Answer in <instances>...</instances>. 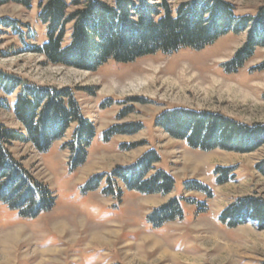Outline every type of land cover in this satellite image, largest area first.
Here are the masks:
<instances>
[{
    "label": "rangeland",
    "instance_id": "1",
    "mask_svg": "<svg viewBox=\"0 0 264 264\" xmlns=\"http://www.w3.org/2000/svg\"><path fill=\"white\" fill-rule=\"evenodd\" d=\"M39 1L31 0L29 7L0 5V70L38 85L71 89L95 134L84 164L75 170L63 148L74 124L46 152L12 143L13 156L47 186L55 201L35 217H23L0 202V264H264V222L247 219L229 226L220 217L241 198L264 200V171L258 168L264 163V143L249 152H205L155 125L158 114L178 107L264 125V68L259 67L264 48H256L236 72H226L223 64L244 43L247 30L229 32L199 50L155 52L128 63L108 60L93 71L56 65L33 48L47 40L46 26L37 18ZM184 1L171 3L176 8ZM227 1L236 16L254 17L264 6V0ZM69 29L70 24L64 44ZM143 76L142 89L130 87ZM120 84L129 86L107 88ZM16 92L6 95L0 89V99L8 103L0 105V121L12 128L21 127L13 112ZM112 126L133 130L106 141L103 133ZM149 149L160 156L156 169L174 179L170 193L142 194L119 180L112 192L106 177L97 188L87 187L92 175L129 165ZM223 169L227 180L218 183ZM194 181L209 191L190 190ZM170 198L178 199L182 216L158 226L148 223L147 215ZM13 231L21 232V240L6 245L3 240Z\"/></svg>",
    "mask_w": 264,
    "mask_h": 264
},
{
    "label": "trees",
    "instance_id": "2",
    "mask_svg": "<svg viewBox=\"0 0 264 264\" xmlns=\"http://www.w3.org/2000/svg\"><path fill=\"white\" fill-rule=\"evenodd\" d=\"M171 1L40 0L37 18L46 26L47 40L34 46V51L49 63L93 71L108 60L128 63L155 52L199 50L229 32L247 30L244 43L223 64L226 72H236L245 66L256 48H264V6L250 17L236 16L227 0H187L176 8ZM9 2L31 5V0H0V5ZM3 23L16 27L10 20ZM69 24L70 35L64 44ZM259 67L264 68V63ZM0 89L6 95L17 91L13 112L21 124L12 128L0 121V202L23 217H35L52 208L55 197L13 156L10 146L14 142L29 143L37 151L46 152L74 124L63 148L69 151V168L75 170L86 160L95 126L83 115L73 91L67 87L38 85L0 70ZM5 104L8 106L0 99V105ZM155 125L172 138L185 140L189 147L205 152L214 149L249 152L264 143V125L245 124L212 111L172 108L158 114ZM128 130H133V126L130 129L112 126L104 131V140ZM159 160L157 151L149 149L129 165H117L110 172L92 175L87 187L97 188L101 178L106 177L108 190L112 192L119 180L128 190L147 195L168 194L174 179L156 169ZM258 168L264 171V163ZM223 170L218 183L227 180V170ZM188 188L209 191L196 181ZM181 216L178 199L170 198L147 215V222L158 226ZM220 217L229 226L247 219L260 224L264 222V200L241 198L226 207Z\"/></svg>",
    "mask_w": 264,
    "mask_h": 264
},
{
    "label": "bare ground",
    "instance_id": "3",
    "mask_svg": "<svg viewBox=\"0 0 264 264\" xmlns=\"http://www.w3.org/2000/svg\"><path fill=\"white\" fill-rule=\"evenodd\" d=\"M147 76V75H146ZM146 76H143V77H140L139 79H137V80H139L140 82L138 83V84H136V83H133L130 87H132V88H139V89H142L143 88V79H145L146 78ZM128 86L129 85H117V88H116V85H115V87L113 86V85H111V86H107V88L109 89V90H113V89H125V88H128ZM63 229H64V226H59V227H57V230H59V231H63ZM21 232L20 231H13V232H11V233H8L7 234V236L5 237V239L3 240V243H5L6 245H10V244H12V243H15V242H19L20 240H21ZM95 237H101L100 235H97V236H95ZM101 239V238H100ZM148 239V238H147ZM94 240H95V238H94ZM0 241H2V240H0ZM1 243V242H0ZM18 244V243H17ZM11 248V247H10ZM5 249H3V251H4ZM5 252V251H4ZM162 256V255H161Z\"/></svg>",
    "mask_w": 264,
    "mask_h": 264
}]
</instances>
